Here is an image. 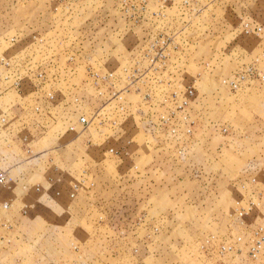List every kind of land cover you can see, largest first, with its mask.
<instances>
[{"label":"rangeland","instance_id":"rangeland-1","mask_svg":"<svg viewBox=\"0 0 264 264\" xmlns=\"http://www.w3.org/2000/svg\"><path fill=\"white\" fill-rule=\"evenodd\" d=\"M0 264H264V0H0Z\"/></svg>","mask_w":264,"mask_h":264}]
</instances>
